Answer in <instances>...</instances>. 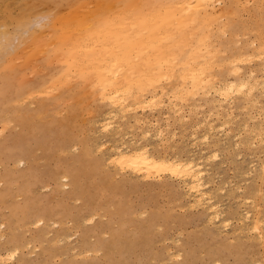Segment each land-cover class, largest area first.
<instances>
[{
  "label": "rangeland",
  "instance_id": "rangeland-1",
  "mask_svg": "<svg viewBox=\"0 0 264 264\" xmlns=\"http://www.w3.org/2000/svg\"><path fill=\"white\" fill-rule=\"evenodd\" d=\"M6 1L0 0V6ZM11 1L7 4L19 5L11 7L13 17L24 10L26 19H12L9 9L4 15L10 23L2 20L7 32L6 24L0 23L5 35L0 39V264H264V229L259 233L251 226L253 215L264 213V0L213 1V14L219 11L215 16L226 13L218 18L212 14L209 20L201 17L198 28L201 39L207 33L217 37V45H209L217 53L201 50L205 53L198 56L199 63L209 72L187 100L174 93L176 75L167 77L163 94L139 80L135 91L148 97L146 106L121 112L106 100L94 63L89 67L77 63L75 35L69 36L65 26L71 25L65 18L70 0H31L41 3L39 7L34 3L38 15H31L33 21L26 15L35 9L30 0ZM85 1L77 0L75 6L82 8ZM122 1L127 8L136 4L135 0L118 4ZM89 4L83 8H91L89 12L97 8ZM133 9L136 17L146 15L137 11V5ZM122 11H117V20L123 19ZM40 27L51 34L46 37L48 30L44 34ZM111 34L108 43H117L125 55L132 38L123 28ZM104 49L110 54L108 44ZM131 49L137 60L158 57L150 64L163 62L162 44ZM237 49L241 61L231 59ZM95 51L96 47L89 51L92 60ZM236 67L244 76H235ZM250 69L256 71V84L246 76ZM211 72L221 79L237 78L243 88L223 100L209 88ZM105 111L114 118H107ZM176 111L186 117L181 119ZM209 112L212 117L205 122ZM107 120L112 122L106 132ZM140 121L150 133L140 141H148L161 156H198L202 150L204 187L210 201L217 203L219 221L226 218L228 226L209 222L205 209L192 204L181 182L169 173L142 176L108 161L110 146L120 140L132 146V140L141 136ZM154 121L162 128L160 134ZM205 124L214 126L209 134ZM245 211L250 215L247 220L241 215Z\"/></svg>",
  "mask_w": 264,
  "mask_h": 264
},
{
  "label": "bare ground",
  "instance_id": "bare-ground-1",
  "mask_svg": "<svg viewBox=\"0 0 264 264\" xmlns=\"http://www.w3.org/2000/svg\"><path fill=\"white\" fill-rule=\"evenodd\" d=\"M9 1L7 0L4 5L0 6V23L3 22L2 20H5V21L9 20L4 15V10L10 9V15H11L13 12L11 10V7L14 8V6H15V8L17 9V6H19L17 4L16 5L14 4V6H12L13 4L8 5L7 2L9 3ZM17 1H25V0H15L16 3H17ZM27 1H29V0H27ZM42 1H45V0H42ZM213 1H215V0H135V1H133V3H136V4H132L131 6H129L127 8L123 4L124 1H122L118 4V0H86L81 5L82 8H83V6L85 7V5H87L89 3L90 4L88 6L94 5V4L97 5L96 9L89 12L91 10V8L86 7V9H84V8L82 9L78 6H75L78 3L77 0H70L69 7L67 10V14L65 15V18L69 19V22H71V25H69V24L65 25V23H61V24L62 25L64 24L66 26V31L68 32L69 36L72 33L73 34L71 36L75 35V38L72 41L75 44V47L77 50L76 54H77L78 58L75 57L78 60L77 63L79 62L86 67H89L92 63H94V67L101 73V75H102V87L104 89V94H105L106 100H109V102L112 104V106H114L116 108L117 111H120V112L121 111H128V110L132 109L133 107L135 110V108H137L139 106H140L139 107L140 109L144 108L146 106V105L144 106L145 98L146 99L148 98V97H144V96L141 97V95H139L137 93V91H135L136 90L135 86L138 84L139 80L144 81L147 85L152 86L153 91L157 92V90L159 89L161 94H163L164 89H165L164 88L165 85H163V84L165 83V80H167V77L169 78L171 76L176 75V77H177L176 84L177 85L176 84L174 85V87H175L174 93L176 92V94L180 95L182 98H184V100L188 99V93L189 92L196 91L198 89V86L202 84L203 79L205 78V76L208 75L209 67H207L206 64H205L206 67L201 66L200 65L201 63H199V60H198V58H199L198 56L201 54H204L205 50L206 51L209 50V52H213V50H214V53L215 52L217 53V48H216V51H215V49L212 48L213 45H217L216 44V38L217 37L214 36V34L210 35L208 33L206 36L204 33L207 30H209V27H210L209 24L214 23L215 21H212L209 24H207V23L205 24V25H207L208 29L206 31H203V34L205 35L204 37H206L204 39H201L199 37V34H201V30H199L198 27H199V20L201 17H202L201 19H203V17H205V19H206V17L207 18L209 17L208 20L211 19L210 17L213 14V9H212L213 7L212 6H214ZM12 2L14 3L13 0L10 3H12ZM91 2H93L94 4H92ZM26 3L27 2H25V4ZM31 3L32 2L30 0V2H29L30 8H31L32 4L34 6V3L36 6L41 4V3H39L37 5L36 2H34L32 4ZM153 3H156V4L153 5ZM159 3H160V6H157V4L159 5ZM134 5H137V11L139 10L140 13H142V14L145 13L146 15L142 18L136 17V16H138L137 12L135 11V13H134V11H133V13H132V10H134L133 9ZM38 7H36V8H38ZM47 7H48V4H47ZM34 8H35V6H34ZM36 8L33 10L34 12H31V14L28 13L29 15L28 14H26V15L29 17L33 14H36V12H35ZM32 9H33V7H32ZM86 10H87V12H86ZM121 10H123L122 12H124V10H125V15H124L123 19L117 20V18H118L117 11L121 12ZM28 11H29V9H28ZM16 12H19V11L16 10ZM16 12L14 10V13H16ZM23 12H24V10L22 11V13ZM216 12L218 14L219 11H216ZM20 13L19 14L16 13L15 15H17V16H14V17L12 14L11 18L12 19L15 18L17 20L19 19V17L24 18L25 14L23 13V16H22V15H20ZM90 13H92V14L90 15ZM86 14L89 17H87V16L85 17ZM217 14L215 13L213 15L215 16ZM221 14H223V13H221ZM36 15H38V14H36ZM223 15H221V16H223ZM221 16H218V17H221ZM16 17H18V18H16ZM33 17H35V15ZM33 17L32 16L29 17L31 19V21H33V19H32ZM147 17H149V18H147ZM216 17L217 16H215V18ZM25 19L26 18H24V20ZM30 19H28V21H30ZM36 19H37V17H36ZM85 20H88V22H86ZM212 20H214V19H212ZM20 21H22V19ZM110 21H111V23H110ZM4 23L5 22H3V24ZM9 23H10V20H9ZM85 23H87V25ZM3 24H2V26H3ZM5 24L7 26V22ZM5 24H4V26H5ZM201 24H203V23H201ZM224 24L227 25L226 22ZM224 24L222 25V28H223V26L226 27ZM42 25L44 26L46 24H44V22H43ZM212 25L213 24H211V26ZM10 26H11V24H10ZM35 28L37 29V27H35ZM47 28H49V27H47ZM121 28H123L125 30V32L127 34L126 35L127 38H129V37H130V39L132 38V40L130 41L131 47H129V50L127 52H124L125 55H123L122 50H118V44L117 43H111V42L108 43L109 38L112 36V34H111L112 31L113 30L114 31L115 30H121ZM200 28H201V26H200ZM7 29H8V26L5 29L3 28V30H6L5 32H7ZM205 29H206V27H205ZM218 29H220V28H218ZM38 30H40L41 32L43 31L42 33H44V32L46 33V31L48 29L45 31L44 28H43V30H41V27H40V29L38 28ZM40 31H39V33L41 34ZM56 31H58V30H56ZM8 32H10V31H8ZM50 32L48 30V32L46 33V37H48L47 36L48 33L51 34ZM67 32H66V34H67ZM207 32L210 33L211 31L209 30ZM44 34H42L41 36H43ZM58 35H60V33H58ZM1 36H4L3 38L5 40V35H1V33H0V39H2ZM14 36H16V35H14ZM235 36H236V34H235ZM229 37H231L230 34H229ZM42 38L44 39L45 37H42ZM202 38H203V36H202ZM13 39L15 40V38H13ZM55 39H56V37H55ZM19 40H20V38H19ZM262 41H263V38H262ZM0 42H1V40H0ZM68 42L70 43V41H68ZM155 43H159L160 45L162 44V46L164 47L163 51H161L163 56L161 55L159 58V61H163V62L162 63L161 62L154 63V64H157L158 67L154 68L155 67L154 64L153 65L150 64V62L156 61L158 59V57H155L154 59L148 58L147 60H137L136 58H138V57L135 58L131 55V52L133 50L131 48L136 47L140 50H147L151 45H154ZM171 43L175 44L174 47L170 46ZM262 43H260V45ZM12 44H13V42H11V44H9L10 47ZM107 44L109 47H111L110 54H106L105 49H104V46ZM209 45L212 46L211 48L213 50L209 47ZM263 45H264V43H263ZM94 47H96V51H95L96 52V59L92 60L89 58V51L91 49H93ZM207 47H208V49H207ZM123 48H124V46H123ZM260 49H262V48H260ZM201 50H204V51H201ZM223 51L224 50H222L221 52H223ZM239 51H241V50L237 49V50H235V52H233V55L231 57V59L233 58L232 59L233 61L234 60H240L241 61L242 54L239 53ZM216 53L214 56H216ZM218 54H220V53H218ZM244 54L245 53L243 52V58L245 56ZM262 54L264 55V52ZM58 55L60 56V54H58ZM251 55H253V54H251ZM259 57H262V55L257 56V58H259ZM254 58H256V57H254ZM212 59L213 58L211 57V60ZM54 61L55 60H53V62ZM170 62H171V64H170ZM185 62H187V63H185ZM206 62L208 63V61H206ZM212 62H214V61L212 60ZM184 63L190 67L184 68V66H186ZM211 66H212V64H211ZM262 66H264V65H262ZM162 67H165V69ZM234 73H235V76H237V77H241L242 75L244 76V72L242 73V71H239V67L235 68ZM70 75H71V73H70ZM209 75H210V77L207 80L209 88H211V91H214V93H216V95L219 94V96H222V98L225 97V99H226L231 93H233L234 90H237L239 88H243V81H237V78H235V79H221L217 76L218 74L216 72H211V73H209ZM73 76H74V74H72L70 77L73 78ZM91 76H93V75L91 74ZM246 76L248 77V80H249V78L251 79L250 84H252V83L256 84L255 81L257 78H256V71L254 69H250L247 72ZM64 77H60V78L62 79ZM259 77H261V76H259ZM263 78L264 77L262 76V79ZM55 84H56V82L54 83V85ZM259 85H263V84H259ZM248 87L249 86L247 85V88ZM260 88L261 87H259V89ZM263 88H264V86H263ZM53 89H55V88L53 87ZM89 89L90 88H88V91L91 90V89L90 90ZM246 91L247 90H245L244 92H246ZM243 94H245V93H243ZM170 96H173V94ZM29 97H31V96H29ZM149 98H152V97H149ZM170 99H172V98H170ZM223 100H224V98H223ZM220 101H221V99H220ZM246 101H249V100H246ZM218 102H219V99H218ZM224 102H226V100ZM154 103H155V101H154ZM217 105L220 106L221 104H217ZM257 106H259V105H257ZM110 109L111 108H109V110ZM222 109H223V107H222ZM108 112L109 111L106 112L107 115L109 114ZM113 112H115V111H113ZM176 113L179 114L180 111H176ZM121 115H123V113ZM179 115H180L181 119L186 117L182 113H180ZM104 116L105 115H103L102 118L105 120ZM211 117H212V113H210V112L205 113L203 120L205 122H208ZM226 117H227V115H226ZM228 117H230V115ZM107 118H109V119L114 118L113 114H111V115L109 114V116ZM111 122H112L111 120H110V122H108V120H107V124L103 125L104 130L111 127V125H110ZM100 123H101V121H100ZM103 123H106V122H103ZM196 123H193V124H196ZM220 123L223 124V123H225V121H222ZM138 124H140L141 127L143 128L141 131V136H139L138 139L132 140V142L134 141L133 142L134 144L132 146H126L124 144V141H121L120 139H119L120 140L119 141L117 139L119 141L118 142L119 144L116 143L115 145H112L109 147L110 151H111V155H110V159L108 161L112 162V164H115L114 165L115 167L119 166L122 169H128V170H131V172L133 171V173L136 172V174L140 173L141 175L143 174V175L149 176L153 173L156 174L157 172L169 173V175H167L168 177L170 175H172L173 177L177 178L181 182V184L183 185V188L188 193V195L190 197V201H192V204H195L196 206L197 205L201 206L203 209H205V211L207 212V219L209 222L212 223L214 221H219V217L221 216V214H220V211H218V209L216 208L217 203H213L210 201V196H209V194L207 195V190L204 187V185H205V182L203 180V174H204L203 169L204 168L202 167L203 166L202 162L204 160H202L203 159V157H202L203 155L201 154L202 150L200 149L201 151H200V154L198 156L187 155L186 157L184 156V158H182L178 154H172V155L166 154V155H164V153L161 156L158 153H156L157 152L156 149H154L152 146H150L148 141H146V142L140 141V139L148 137L149 129H147L146 127L144 128V126H147L146 122L140 121ZM151 124L152 123H150V125ZM153 124L156 127L160 128V126L158 125V121H156V122L154 121ZM112 125L114 126V124H112ZM150 125H148V127H150ZM242 125H243V123H242ZM152 127H154V126H152ZM196 127L197 126H195V129H196ZM205 127H207L205 129L208 131L206 133L209 134V130H211V127L213 128L214 126L211 125V127H208L205 124ZM192 128H193V126H192ZM107 130H105V131L107 132ZM102 131H103V129H102ZM159 131H160L159 132V134H160L162 132V128H160ZM226 132H224V133H226ZM115 133H118V132H115ZM155 133H157V132H155ZM203 133H204V131H203ZM124 134H126V133L125 132L119 133V138H122ZM208 134L204 136L205 139L208 138L207 137ZM210 134H211V132H210ZM154 135H156V134H154ZM213 135H215V134H213ZM211 136H212V134H211ZM155 137H156V139H158V135ZM159 138H161V137H159ZM204 157H205V155H204ZM117 169H118V167H117ZM136 174H135V176H136ZM157 174H159V173H157ZM139 177H141V176H139ZM191 206H193V205H191ZM241 215H243V218L245 220L250 218L248 211L243 212V214H241ZM243 218H242V220H243ZM225 219H222V220L220 219V221H219L220 223H218V224H222L224 227L228 226L229 222H228V220L226 221ZM240 219H241V216H240ZM242 222H243L242 224H244V221H242ZM252 223H253V225H251V226L253 227V229L260 233L261 229L262 228L264 229V213L257 212L255 215H253ZM256 235H257V232H256ZM8 255L11 258L14 257L15 251L14 250L9 251ZM248 264H255V263H254V261H251Z\"/></svg>",
  "mask_w": 264,
  "mask_h": 264
}]
</instances>
